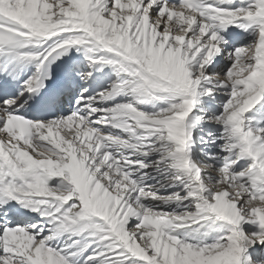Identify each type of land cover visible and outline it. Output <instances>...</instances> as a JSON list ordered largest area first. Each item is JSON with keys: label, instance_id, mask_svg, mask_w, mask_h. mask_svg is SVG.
Masks as SVG:
<instances>
[{"label": "snow or ice", "instance_id": "6c2138e0", "mask_svg": "<svg viewBox=\"0 0 264 264\" xmlns=\"http://www.w3.org/2000/svg\"><path fill=\"white\" fill-rule=\"evenodd\" d=\"M0 264H264V0H0Z\"/></svg>", "mask_w": 264, "mask_h": 264}]
</instances>
